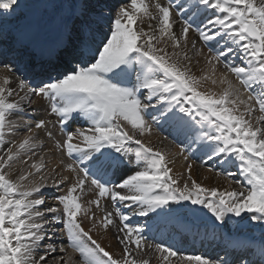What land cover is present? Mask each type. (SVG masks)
I'll return each mask as SVG.
<instances>
[{"label": "snow or ice", "instance_id": "6c2138e0", "mask_svg": "<svg viewBox=\"0 0 264 264\" xmlns=\"http://www.w3.org/2000/svg\"><path fill=\"white\" fill-rule=\"evenodd\" d=\"M22 7L0 0V264H264V0H57L28 33ZM160 123L189 141L185 161L235 166L207 167L227 187L193 179L195 160L181 183L168 137L145 142ZM185 202L214 232L261 236L228 238L223 256L149 243L186 228L172 219ZM113 229L119 253L93 238Z\"/></svg>", "mask_w": 264, "mask_h": 264}, {"label": "bare ground", "instance_id": "6f19581e", "mask_svg": "<svg viewBox=\"0 0 264 264\" xmlns=\"http://www.w3.org/2000/svg\"><path fill=\"white\" fill-rule=\"evenodd\" d=\"M56 2H57V0H22V5H23L22 10L27 11V13L23 19L22 30L25 33H28L34 27H36L37 24L38 25L41 24L46 19H48L50 16H52L54 10L52 8L46 7V6L54 4ZM194 38H195V34L190 32L189 33V39L191 40ZM204 52H205V54L208 53L206 48L204 49ZM202 65H203V59L201 58V66ZM193 70L197 72V75L200 74L199 71L197 70L196 66H194ZM34 107L37 109V111L35 113L36 119L44 118L45 116H47V113L44 111V109L40 107V103H37L36 105H34ZM47 118L52 121V124H49V128L51 129L52 125L54 124L53 117H47ZM29 123H31V121H29ZM24 135H27V131H26V129L21 127L15 136H10L7 139L8 140H19V139H22V137ZM165 136H167V135L161 134L155 128H153L151 135H146L144 137V139H145V142H147L148 140H151V142L154 146H161L159 142ZM180 136L183 137L184 135L180 134ZM171 137H172V135H171ZM39 138L45 141V149L44 150L47 151V149L52 146V142L47 140V138L45 137L43 132L39 133ZM172 145L173 144H171L169 139H168L167 141L164 142L163 147H165L167 150H170ZM178 153H180L179 149L171 151L170 158L172 160H174L175 163L170 164L169 166L174 168V170L176 172L175 174H173L174 176L181 177V174L182 173L184 174V176L181 177V183H183V179L186 178V175H187V173H186L187 164L191 163L193 160H195V164H193L191 174H192V177L197 180V182L203 184L206 187H220L222 189L227 187V185L229 184L228 180L224 179L223 177H217L214 172H209L207 170V167L211 166V167L216 168V169L221 170V171H229L230 169L229 170L226 169L224 167L225 165H221L218 162L219 158H217V160H214V161H209L208 165L206 167H202L201 163H200L201 162L200 157H202V155H203L202 153L197 152V153L193 154L191 152L185 151L186 154H184V155L191 158L190 160H187V161H185L182 156L177 155ZM51 159H52V157L49 156V160H51ZM21 167H24V165L17 164V168H21ZM133 167H134V165H133ZM205 176L208 177L207 180L204 179ZM236 178L237 177H234L233 179H236ZM49 191H51V189ZM101 203H102V207H107L109 210H111V206H110V203L108 201L105 200V201H102ZM173 207H176V206L174 205ZM124 210L127 211V209H124ZM172 219L174 222L177 219L179 220V217H174ZM145 221H147V223L149 225L152 224V221L148 220V218H139V217L134 218L133 223H136V222L144 223ZM189 222H192V220H189ZM183 224L185 225V223H183ZM84 225L86 228L89 227L87 222ZM163 228H170V227H162V231L160 233L156 232L155 230L147 233V235L149 237V243H152L154 241L156 242L155 236H158L159 234L163 235V239L170 241V243H173V241L169 238V235H166L164 233ZM114 232H115V229H113L112 231H109L106 236L99 234V233H94L93 238L99 240L102 243V246L106 247V249L108 251L119 253L120 247L116 243L115 237L113 235ZM173 233L175 234L176 232H173ZM179 238H180V236H179ZM256 238H257V240H259V236H256ZM213 242L216 243L215 248H217L218 246L220 248H223V246L225 244L222 241H213ZM175 245H176V243L174 244V246ZM152 264H155V262L153 261Z\"/></svg>", "mask_w": 264, "mask_h": 264}, {"label": "rangeland", "instance_id": "374dc122", "mask_svg": "<svg viewBox=\"0 0 264 264\" xmlns=\"http://www.w3.org/2000/svg\"><path fill=\"white\" fill-rule=\"evenodd\" d=\"M26 12L27 11H24V10H22L21 9V13H20V19H22V15H23V18L25 17V15H26ZM207 50V49H206ZM208 51V50H207ZM52 129V128H51ZM56 130V129H55ZM54 134L57 136V133H56V131H54ZM171 143V142H170ZM171 144H173V143H171ZM177 149H179L180 151H181V148H179L178 146H171V148H170V150H169V152L171 153V151H174V150H177ZM184 154H186V153H184ZM191 158H189L188 160H190ZM201 166L202 167H206L205 165H202L201 164ZM230 170L231 171H234V172H237L238 173V170H237V168L235 167V166H231L230 167ZM176 172H175V170H174V168H173V173L172 174H175ZM237 178H240V179H242V177H239V175H237ZM194 179V178H193ZM49 192H52V190L51 191H49ZM57 194H59V193H57ZM50 198V197H49ZM186 203V209H185V211L179 216V220L180 221H182V220H185V221H187V222H189V220H186L185 218H184V216H186V215H188V216H190L191 214L189 213V212H191V211H189L190 209H192V208H198L199 206H193V205H191L190 203H187V202H185ZM193 215V214H192ZM187 217V216H186ZM192 217H196L195 218V220H196V223H199V222H197V221H200L201 220V223L200 224H202V223H204L205 222V224L206 223H211V225H212V223H213V219L211 218V214L210 213H207V210H201V212L199 213V214H197V215H193ZM190 220H192L191 218H189ZM193 221V220H192ZM204 221V222H203ZM84 227H85V225H84ZM86 228V227H85ZM87 229V228H86ZM223 229H225V228H223ZM230 231H232V232H234V234L233 235H237L238 237H236V238H242V239H244V238H247V237H255L256 238V236H261V228L259 227V225H257V224H255V223H253V224H250V225H247V226H245L242 230H240V231H237L236 229H235V227L233 226V227H230Z\"/></svg>", "mask_w": 264, "mask_h": 264}]
</instances>
